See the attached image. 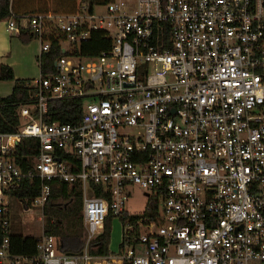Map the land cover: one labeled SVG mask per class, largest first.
Segmentation results:
<instances>
[{
  "label": "built area",
  "instance_id": "obj_1",
  "mask_svg": "<svg viewBox=\"0 0 264 264\" xmlns=\"http://www.w3.org/2000/svg\"><path fill=\"white\" fill-rule=\"evenodd\" d=\"M97 7V6H96ZM74 14L6 20L61 55L31 79L15 132H0V264H88L89 242L108 217H122L134 187L154 217L127 221L137 249L127 264H264V0H113ZM94 33L109 46L82 53ZM67 43V46L63 44ZM79 101L76 123L50 121L49 104ZM22 139H36L30 167L15 161ZM79 186L86 241L64 253L45 232L34 254L11 251V192L43 207L48 182Z\"/></svg>",
  "mask_w": 264,
  "mask_h": 264
},
{
  "label": "trees",
  "instance_id": "obj_2",
  "mask_svg": "<svg viewBox=\"0 0 264 264\" xmlns=\"http://www.w3.org/2000/svg\"><path fill=\"white\" fill-rule=\"evenodd\" d=\"M113 0H0V21L11 17L18 20L20 17L37 14H74L79 11L82 3H86L89 9L96 6H103ZM20 39L27 42L35 39V35L28 30H21ZM109 42L103 40L101 33H94L89 43L81 46L82 53L96 55L107 49ZM61 55V48L57 40L52 41L49 51L43 54L40 61V70L47 71L53 67L55 58ZM0 81H12L14 83L12 92L7 97H0V132H15L19 125V117L16 108L27 102L31 88L30 79L15 78L12 68L0 64ZM82 105L79 101H54L49 104L50 121L61 123H76L82 113ZM36 139H22L15 149V161L23 169L30 167V163L24 160L25 156L35 153L37 148ZM50 196L43 207V214L46 217L45 232L51 234L59 242L58 248L64 253L79 252L86 240L83 227L82 196L77 184L66 183L58 180L48 182ZM11 196L19 199L34 197L39 194L37 186L23 183L18 189L13 190ZM158 213L157 200L149 201L146 204L143 215L154 217ZM54 218V220H52ZM139 215L124 214L120 217L123 229L122 241L119 244L117 255L120 257L129 245L134 246V252L140 253L137 249L136 237L139 230L134 228L130 234V242H126L125 226L127 221L135 222ZM108 217L103 225L102 231L88 244V251L92 256L107 258L112 253L109 251L110 223ZM11 251L16 254H34L35 237L29 235L12 234L10 237ZM121 264H127L126 260H120Z\"/></svg>",
  "mask_w": 264,
  "mask_h": 264
},
{
  "label": "rangeland",
  "instance_id": "obj_3",
  "mask_svg": "<svg viewBox=\"0 0 264 264\" xmlns=\"http://www.w3.org/2000/svg\"><path fill=\"white\" fill-rule=\"evenodd\" d=\"M100 6L96 7V11H101ZM11 37L6 36L5 42L2 45V50H4L1 58L2 61L10 60L15 62L13 64L14 73L18 76L19 79H35L39 76V68L36 61V53L38 51L39 45L37 40L31 39L27 42H23L18 38L20 46L18 49L14 50L10 54L7 52V42ZM67 46V43L63 44ZM5 48V49H4ZM10 81H0V94L6 92ZM147 197L144 195V191L140 188L134 187L126 200L125 211L131 215H142L147 204ZM9 207L11 209V232L13 234L20 235H29L37 237L41 233L40 224L43 222L46 224V217L42 216L41 209L39 207H32L29 212L22 211V205L19 202V199H8ZM54 220V218H52ZM122 224L118 217H115L111 220L110 223V237H109V251L112 253L108 258L96 257L89 261L88 264H121L119 257H113L114 255L118 256L119 244L122 240Z\"/></svg>",
  "mask_w": 264,
  "mask_h": 264
},
{
  "label": "crops",
  "instance_id": "obj_4",
  "mask_svg": "<svg viewBox=\"0 0 264 264\" xmlns=\"http://www.w3.org/2000/svg\"><path fill=\"white\" fill-rule=\"evenodd\" d=\"M6 36H9V37H11L10 38V40L7 42V52L6 53H10V54H12L13 53V49L15 50H17L18 49V47L20 46V42H19V40H18V38L20 39V36H19V33H16V32H10V31H8L7 29H6V20H2V21H0V64H5V65H8V66H10L11 68H12V70H13V72H14V66H13V64L15 63V62H11V65L10 64H7V63H10V60H6V61H3V62H1L2 61V58H1V56H2V54L5 52L4 50H2V45H3V43L5 42V39H6ZM38 45H39V43H38ZM5 49V48H4ZM4 51V52H3ZM38 55H39V48H38V51H37V53H36V55H35V57H36V61H37V65H38V68H39V63H38ZM39 73H40V69H39ZM14 76H15V78H18V76L14 73ZM11 82V84L10 85H8V89L6 88V92L4 91V93L3 94H0V97H7L8 95H10L11 94V92H12V89H13V86H14V83L12 82V81H10ZM17 109V108H16ZM17 113V112H16ZM19 122H20V120H19ZM26 157V156H25ZM25 157H24V160H25ZM22 211L25 213H27V212H29V211H27V210H23L22 209ZM84 227V226H83ZM85 231V230H84ZM85 235H86V233H85ZM122 236H123V234H122ZM86 241V240H85ZM122 241V240H121ZM121 241H120V243H121ZM58 244H59V242H58ZM84 244H85V242H84ZM96 257V256H95ZM113 257H119V256H116V255H114ZM98 258V257H97ZM108 258V257H107Z\"/></svg>",
  "mask_w": 264,
  "mask_h": 264
},
{
  "label": "water",
  "instance_id": "obj_5",
  "mask_svg": "<svg viewBox=\"0 0 264 264\" xmlns=\"http://www.w3.org/2000/svg\"><path fill=\"white\" fill-rule=\"evenodd\" d=\"M71 254V253H70Z\"/></svg>",
  "mask_w": 264,
  "mask_h": 264
}]
</instances>
